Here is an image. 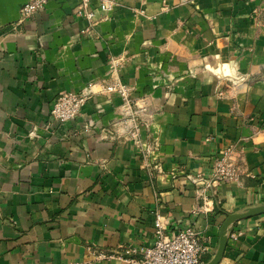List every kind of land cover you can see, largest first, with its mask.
Here are the masks:
<instances>
[{
	"label": "crops",
	"instance_id": "crops-1",
	"mask_svg": "<svg viewBox=\"0 0 264 264\" xmlns=\"http://www.w3.org/2000/svg\"><path fill=\"white\" fill-rule=\"evenodd\" d=\"M26 1L0 0V264H124L95 258L151 245L156 217L214 253L226 214L264 204V0H91V21L49 0L20 22ZM64 93L88 99L61 123ZM228 147L238 180L185 178ZM229 232L219 264H264V215Z\"/></svg>",
	"mask_w": 264,
	"mask_h": 264
},
{
	"label": "built area",
	"instance_id": "built-area-1",
	"mask_svg": "<svg viewBox=\"0 0 264 264\" xmlns=\"http://www.w3.org/2000/svg\"><path fill=\"white\" fill-rule=\"evenodd\" d=\"M79 10L87 21H91L94 13L89 9L91 0H78ZM49 0H27L19 9V21L30 19L36 13L43 10ZM111 0H100L99 9L109 11ZM114 66L116 62L112 61ZM107 93L115 92L121 97L125 105L128 104L127 90L120 82L108 84L104 87ZM83 94L64 93L59 95L50 110V116L61 123L73 120L78 116L82 106L87 101ZM127 136L136 140L138 129L133 128L127 132ZM137 141V140H136ZM239 173L235 162L232 160L231 147L225 148L213 160V166L208 178L200 175H185L198 190L203 191L207 187H215L222 183H231L238 180ZM203 212L207 210L203 207ZM154 237L149 246L120 247L113 252H100L95 260L116 259L124 264H204L205 255L211 256L212 244L208 237L203 236L193 225L182 228L172 236H166L164 228L159 224L156 217ZM240 232H229L227 243L233 242L240 236Z\"/></svg>",
	"mask_w": 264,
	"mask_h": 264
},
{
	"label": "water",
	"instance_id": "water-1",
	"mask_svg": "<svg viewBox=\"0 0 264 264\" xmlns=\"http://www.w3.org/2000/svg\"><path fill=\"white\" fill-rule=\"evenodd\" d=\"M259 215H264V204L246 207L241 211L231 214H226L218 230V238H217V245L215 251L204 264L220 263L227 245V238L229 231L235 223Z\"/></svg>",
	"mask_w": 264,
	"mask_h": 264
},
{
	"label": "trees",
	"instance_id": "trees-1",
	"mask_svg": "<svg viewBox=\"0 0 264 264\" xmlns=\"http://www.w3.org/2000/svg\"><path fill=\"white\" fill-rule=\"evenodd\" d=\"M209 258H210V256H208V257H204V258H203V259H204V262H206Z\"/></svg>",
	"mask_w": 264,
	"mask_h": 264
}]
</instances>
